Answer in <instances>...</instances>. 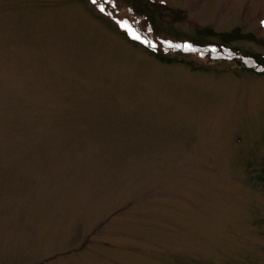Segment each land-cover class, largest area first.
<instances>
[{
	"label": "rangeland",
	"instance_id": "obj_1",
	"mask_svg": "<svg viewBox=\"0 0 264 264\" xmlns=\"http://www.w3.org/2000/svg\"><path fill=\"white\" fill-rule=\"evenodd\" d=\"M235 28L264 59V0H0V264H264V67L172 48Z\"/></svg>",
	"mask_w": 264,
	"mask_h": 264
},
{
	"label": "trees",
	"instance_id": "obj_2",
	"mask_svg": "<svg viewBox=\"0 0 264 264\" xmlns=\"http://www.w3.org/2000/svg\"><path fill=\"white\" fill-rule=\"evenodd\" d=\"M134 2H136V1H134ZM145 7L148 8L146 5H145ZM219 38L221 40L220 43H202V44H199V43H196L195 42L194 44H196L197 47H199L201 49L205 48L208 51H212L215 54L224 57V55L226 53H234L227 46L229 42H232V41H235V40H240V39H250V40H254L255 37L251 33H243L239 28H235V29H233V30H231L229 32H224V33L219 34ZM159 46H163L161 42L158 43V47ZM195 50H197V49H195ZM148 51L151 54H153L157 59H159L161 61H166V62H170L171 61L170 58H168L165 55H162L159 52H157L158 50L157 51L156 50L154 51L152 49H149ZM198 52L204 53V51H198ZM190 54H192V53H190ZM234 54L240 56L241 59L248 58L253 63V66L261 65L262 67H264V59H262L257 54H250V53H248V54H246V53L245 54L244 53H241V54L234 53ZM249 57H251V58H249ZM241 64H242V62H241ZM242 66L244 68L248 69V70L253 69L251 66H247L246 65L247 66L246 67L244 64H242Z\"/></svg>",
	"mask_w": 264,
	"mask_h": 264
},
{
	"label": "snow or ice",
	"instance_id": "obj_3",
	"mask_svg": "<svg viewBox=\"0 0 264 264\" xmlns=\"http://www.w3.org/2000/svg\"><path fill=\"white\" fill-rule=\"evenodd\" d=\"M93 2L95 3V0H93ZM103 10V9H102Z\"/></svg>",
	"mask_w": 264,
	"mask_h": 264
}]
</instances>
